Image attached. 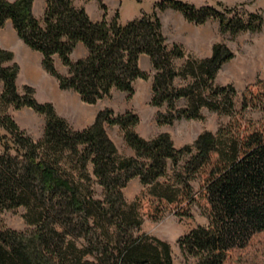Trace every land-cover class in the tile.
Wrapping results in <instances>:
<instances>
[{"label": "trees", "instance_id": "16d2710c", "mask_svg": "<svg viewBox=\"0 0 264 264\" xmlns=\"http://www.w3.org/2000/svg\"><path fill=\"white\" fill-rule=\"evenodd\" d=\"M95 1L103 11L100 21L74 0H46L42 21L33 14V0H0V29L10 20L23 44L41 54L42 69L59 89L78 94L85 104L109 99L113 90L130 99L135 80L151 79L149 103L158 126L203 120L202 109L233 122L176 147L166 131L148 138L136 133L140 118L132 111L116 114L104 107L89 127L76 131L52 103H39L31 86L19 92L20 65L12 51L0 47V213L23 207L32 227L18 232L0 221V264H173L169 244L144 233L143 223L160 220L168 210L189 218L193 205L205 209L208 225L178 239L183 256L197 258V264H264V123L241 130L234 110L236 89L215 83L233 52L216 42L208 57H198L168 44L158 12H178L195 25L214 19L220 33L231 36L260 32L263 17L256 12L242 16L221 2L196 7L160 0L150 13L121 24L118 12L107 21V9ZM78 43L87 55L73 61ZM55 55L65 75L57 71ZM141 55L149 58L152 75L140 69ZM181 59L184 63L176 68L174 62ZM258 85L256 94H242L240 111L258 109L264 117V82ZM9 108H29L43 116L41 139L34 141L21 130ZM113 126L132 156L109 136L107 128ZM200 176L194 190L192 182ZM134 178L142 189L127 202L123 189ZM94 186L101 188L99 198ZM258 238L261 259L245 256Z\"/></svg>", "mask_w": 264, "mask_h": 264}, {"label": "rangeland", "instance_id": "374dc122", "mask_svg": "<svg viewBox=\"0 0 264 264\" xmlns=\"http://www.w3.org/2000/svg\"><path fill=\"white\" fill-rule=\"evenodd\" d=\"M160 0H101L102 4L107 9L106 16L112 18L119 13V21L121 24L132 19L138 18L141 13H150L153 4ZM196 7L212 5L215 6L221 2L228 8H233L237 13L245 16L249 12H256L263 17L264 20V0H181ZM91 13L95 12V6L89 5ZM100 14L103 11L99 9ZM159 19L162 24V31L167 39L168 44L177 43L185 50L193 52L198 57H205L212 44L216 42L224 43L234 54V58L225 63L219 71L215 83L218 85H226L231 83L236 89L237 96L235 98V115L237 125L241 130L257 129L263 122V113L258 109H246L240 111V103L242 94L249 90L256 94L259 91L260 85L257 86L258 80L264 82V23L260 32H243L236 36H231L229 33H220L218 22L214 19H209L202 25H195L187 22L181 14L172 10L158 12ZM111 18V19H112ZM176 68H180L184 63V59L176 60ZM142 64V63H141ZM153 74L152 69L150 70ZM147 81L138 82L137 90L143 96V104L138 101L135 105L139 112L140 123L136 127L137 132L142 137L154 135L160 131H166L171 136L176 147H181L185 144H191L197 135L203 131H211L215 133L219 128L226 127L231 121V117L223 114L210 112L207 109H202L201 113L203 120H181L175 122L172 126H158L155 121V110L148 103L146 97L147 92L144 90ZM181 84L176 80V85ZM31 86L35 95L34 98L39 102H50L51 93L49 85L42 77L35 75H27L24 71L20 72L17 80V88L22 91V86ZM2 84L0 83V93ZM114 95L109 99H104L98 103L101 108L111 107L116 112H120L124 107H130V100L126 95H122L114 91ZM136 103V101H135ZM183 103H179L182 105ZM140 106V107H139ZM139 107V108H138ZM164 110V109H162ZM7 113L15 121L18 127L23 130L31 139L38 141L42 137L45 121L44 117L36 114L29 108H22L18 111L9 108ZM234 121V122H236ZM116 127L109 129V133L117 143L121 152L126 153L130 149L124 142L121 131ZM135 131V129H134ZM202 182V177H197L192 182L194 190H198ZM142 187L138 178H134L128 182L123 189V194L127 202H132L139 194ZM96 197L101 196V188L94 186ZM25 209L19 207L15 210H5L0 213V221L8 229L23 232L30 230L32 227L27 225L24 220ZM191 216L189 218H178L172 211H167L160 220L152 221L145 219L142 231L150 236H154L169 244L172 253L173 264H197V258L192 256H183L179 246L178 239L181 236L188 234L191 230L197 227H206L208 219L205 209L193 205L190 209ZM262 245L261 238L253 241L250 248L245 252V256L257 257L261 259V254L257 249ZM260 251V252H261Z\"/></svg>", "mask_w": 264, "mask_h": 264}, {"label": "crops", "instance_id": "0c3cea01", "mask_svg": "<svg viewBox=\"0 0 264 264\" xmlns=\"http://www.w3.org/2000/svg\"><path fill=\"white\" fill-rule=\"evenodd\" d=\"M8 1H14V0H8ZM74 4L76 7H83L86 12L88 13L89 17L93 21H100L102 18V15L100 14V11L98 10V4L95 0H90L88 2H85L84 0H74ZM89 5H94L95 6V12H90L91 9H89ZM46 8V0H33V14L37 18V20L42 21L44 11ZM111 16L107 15L106 20L110 21ZM0 47L6 50H10L14 53V61L20 65V72L24 71L25 74L27 75H35L38 77H42L45 82L49 85L50 88V93L52 95L51 97V103L53 104L56 113L66 119V121L69 123V125L76 131L83 130L87 127H89L95 120L96 114L99 110L103 109L99 106L98 103L102 101H98L94 105H89L83 103L79 95L72 92V91H62L58 87L57 81L48 75L41 66V60L42 56L40 53L32 51L29 49L23 42L17 37L15 30L12 27V23L10 20H7L5 22V25L3 28L0 29ZM211 53V48L208 52V54L205 57H208ZM87 55V50L84 47L82 43H78L74 50L72 51L70 58L73 61H76L78 59H82L86 57ZM142 63V64H141ZM54 64L57 69V71L65 75L66 74V68L62 65L61 61L59 58L55 55L54 56ZM138 64L141 70L150 72L151 70V65L149 58L145 55H141L138 60ZM20 75V74H19ZM19 77V76H18ZM18 80V78H17ZM143 82V80L137 79L133 82V88H134V94L133 96L129 99L130 100V107H124L120 112H116L113 109V111L116 114L123 113L125 111H132L133 113L137 114L139 116V112L137 111L135 105H138L137 102L141 101L140 104H143L144 98L143 96L139 93L137 90L138 82ZM147 94L146 97L148 99V103L150 102L151 98V79L147 80V83L145 85L144 89ZM118 92V91H116ZM114 90L112 92V96L114 95ZM121 93L122 95H126L123 92H118ZM136 101V103H135ZM140 107V106H139ZM138 107V108H139ZM153 108V107H152ZM155 110V108H153ZM156 112V110H155ZM140 117V116H139ZM140 123V122H139ZM139 125V124H138ZM137 125V126H138ZM136 126V127H137ZM116 127V126H113ZM135 127V132H137ZM112 127L107 128V132L109 136L111 137L109 133V129ZM119 129L118 127H116ZM120 131V130H118ZM161 132L165 131H160L154 135L148 136V137H153ZM139 134V133H138ZM140 135V134H139ZM141 136V135H140ZM146 137V138H148ZM112 138V137H111ZM114 141V139L112 138ZM116 146L118 147L117 143L114 141ZM119 148V147H118ZM120 150V149H119ZM121 151V150H120ZM127 156H132L133 151L131 149H128L126 153H124Z\"/></svg>", "mask_w": 264, "mask_h": 264}]
</instances>
